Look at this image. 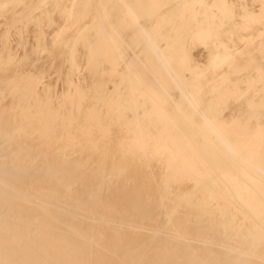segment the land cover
Wrapping results in <instances>:
<instances>
[{
    "label": "bare ground",
    "instance_id": "6f19581e",
    "mask_svg": "<svg viewBox=\"0 0 264 264\" xmlns=\"http://www.w3.org/2000/svg\"><path fill=\"white\" fill-rule=\"evenodd\" d=\"M137 127L181 144L175 159L200 182L195 163L213 164L223 205L239 196L232 162L264 184V0H0V173L108 210L125 246L163 264H264L258 218L239 234L167 191L156 159L110 158ZM39 131L100 150L50 147Z\"/></svg>",
    "mask_w": 264,
    "mask_h": 264
},
{
    "label": "rangeland",
    "instance_id": "374dc122",
    "mask_svg": "<svg viewBox=\"0 0 264 264\" xmlns=\"http://www.w3.org/2000/svg\"><path fill=\"white\" fill-rule=\"evenodd\" d=\"M137 128L135 138L115 141L109 155L112 160L147 166L148 159H156L171 172V177L166 176L164 181L167 191L183 193L178 197H187L190 203L206 207L239 234L250 233L254 219L258 218L259 222L264 223V184L253 174L244 168L237 169L235 162L231 161L223 171L228 176L237 174L235 184L239 196L223 205L219 202L221 194L218 186L209 181V176L214 175L210 170L214 168L213 164L205 160L195 163L204 171L205 177L200 182L177 163L175 153H185L181 144H170L168 135L163 131L156 133V140L153 135ZM36 136L45 140L50 147L67 143L73 148L88 147L92 152L100 150L97 140L85 135L87 138L84 139L64 138L63 135L49 136L39 131ZM191 138L195 148L198 140ZM157 141L158 145L164 144L160 145L162 149L155 144ZM222 187L227 190L225 184ZM5 196L9 199V205L7 211L0 208V264L164 263L155 260L160 254L154 251L153 246L144 243L125 246L123 239L113 232L111 213L100 206L91 208L76 196L68 198L59 195V192H51L45 197L32 187L31 182L26 187L0 173V200ZM117 222L123 230H131L129 222ZM147 248L149 251L145 252Z\"/></svg>",
    "mask_w": 264,
    "mask_h": 264
}]
</instances>
